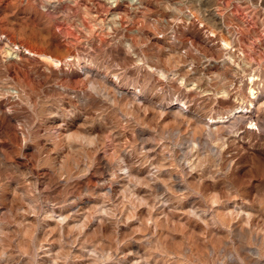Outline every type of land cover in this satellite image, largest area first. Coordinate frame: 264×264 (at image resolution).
I'll return each mask as SVG.
<instances>
[{
    "label": "rangeland",
    "instance_id": "rangeland-1",
    "mask_svg": "<svg viewBox=\"0 0 264 264\" xmlns=\"http://www.w3.org/2000/svg\"><path fill=\"white\" fill-rule=\"evenodd\" d=\"M111 1L0 0V264H264V0Z\"/></svg>",
    "mask_w": 264,
    "mask_h": 264
},
{
    "label": "bare ground",
    "instance_id": "bare-ground-1",
    "mask_svg": "<svg viewBox=\"0 0 264 264\" xmlns=\"http://www.w3.org/2000/svg\"><path fill=\"white\" fill-rule=\"evenodd\" d=\"M51 1V0H50ZM110 1V0H109ZM49 2V1H48ZM110 3H116V0H114V1H111ZM49 4V3H48ZM115 5V4H114ZM116 6V5H115ZM115 19V21L119 18L118 16H113ZM114 22V21H113ZM115 24H116V22H115ZM227 43V42H226ZM7 45V44H6ZM227 45V44H226ZM5 46V45H4ZM7 47H8V45H7ZM17 47V46H16ZM17 50H18V48H16ZM15 49V50H16ZM12 50V48H9L8 47V53L9 54H13L14 52H15V50L14 51H11ZM9 51H11V52H9ZM42 57V59L43 60H51V61H54L50 56L48 57V56H46V55H42L41 56ZM55 62H57L56 60H55ZM157 72V71H156ZM163 71L161 70V71H158V73L160 74V75H163L164 73H162ZM157 73V74H158ZM160 77H162V76H160ZM164 77V76H163ZM251 95L253 96L254 95V93L252 92L251 93ZM242 103V102H241ZM241 103H240V105L239 106H236V107H234V109H231L227 114H226V116L224 115V116H219V117H217V118H215L211 123H222V122H225L227 119H229V118H231L232 116H234L236 113H238V112H242V111H240V110H238V108L239 109H241V108H243V106L241 105ZM183 104L185 105V103L183 102ZM182 104V105H183ZM239 104V103H238ZM248 107V106H247ZM246 109V108H245ZM235 121H237L238 122V118H235ZM248 129H251V127H248ZM56 136H57V138H58V140L62 143V145L65 147V149L66 148H68L69 149V151H70V149H76L77 148V150H79V151H77V152H82V153H87V154H89V149H87V147L88 146H92L94 143L93 142H95L96 143V141H93V140H95V138L93 139V137L91 138L88 134H77V135H74V134H70V133H68L67 132V130L65 129V130H58L57 131V134H56ZM57 141H55V143H56ZM56 145H57V143H56ZM58 145H60L59 143H58ZM96 145V144H95ZM92 150H93V148H92ZM98 152V151H97ZM78 155H79V153H77ZM82 155V154H81ZM94 155V154H93ZM95 156V155H94Z\"/></svg>",
    "mask_w": 264,
    "mask_h": 264
},
{
    "label": "built area",
    "instance_id": "built-area-1",
    "mask_svg": "<svg viewBox=\"0 0 264 264\" xmlns=\"http://www.w3.org/2000/svg\"><path fill=\"white\" fill-rule=\"evenodd\" d=\"M17 50V49H16Z\"/></svg>",
    "mask_w": 264,
    "mask_h": 264
}]
</instances>
